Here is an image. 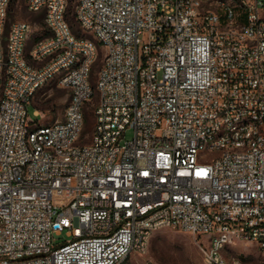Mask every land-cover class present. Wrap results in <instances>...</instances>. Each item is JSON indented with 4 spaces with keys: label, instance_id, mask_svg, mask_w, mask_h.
Here are the masks:
<instances>
[{
    "label": "built area",
    "instance_id": "1",
    "mask_svg": "<svg viewBox=\"0 0 264 264\" xmlns=\"http://www.w3.org/2000/svg\"><path fill=\"white\" fill-rule=\"evenodd\" d=\"M13 1L0 0V264H122L164 227L195 235L205 264H251L226 254L238 242L264 257V0H75L91 36L70 0H28L49 30L30 46L31 23L7 30ZM53 81L70 101L42 124L27 108Z\"/></svg>",
    "mask_w": 264,
    "mask_h": 264
},
{
    "label": "rangeland",
    "instance_id": "2",
    "mask_svg": "<svg viewBox=\"0 0 264 264\" xmlns=\"http://www.w3.org/2000/svg\"><path fill=\"white\" fill-rule=\"evenodd\" d=\"M74 8L75 0H70ZM28 0H14L10 7V15L7 24V30L12 22L16 20H24L32 25V33L29 39V46L36 38L47 35L49 30L44 24L43 12H32L28 9ZM242 8H237V12L242 13ZM223 13V12H222ZM246 14L240 19L242 23H246ZM222 23H226V19H221ZM74 31L78 35L91 36L86 32L74 17ZM103 52L101 51L99 58L95 64V79L98 69L101 67ZM70 101L69 90L60 87L56 81L44 86L36 94L32 103L28 105V116L32 120L41 122L42 124L53 123L64 118L66 106ZM40 109L43 112L36 115L35 110ZM96 122V115L93 110H88L86 114L85 124L86 132L90 136L93 133ZM85 136V135H84ZM134 138V129H127L121 136V143ZM56 241L65 240L66 234L56 235ZM226 254L228 256L240 255L245 257L251 264H264L258 246L249 242H238L228 248ZM123 264H205L203 252L200 247V240L193 234L178 229L164 227L156 230L150 240L148 249L145 252H133L123 262Z\"/></svg>",
    "mask_w": 264,
    "mask_h": 264
},
{
    "label": "trees",
    "instance_id": "3",
    "mask_svg": "<svg viewBox=\"0 0 264 264\" xmlns=\"http://www.w3.org/2000/svg\"><path fill=\"white\" fill-rule=\"evenodd\" d=\"M72 10H73V7H72L71 2H70L69 12H68V19H69V21L71 23V26H72L73 30H74L75 24L73 23L74 15L72 14Z\"/></svg>",
    "mask_w": 264,
    "mask_h": 264
}]
</instances>
